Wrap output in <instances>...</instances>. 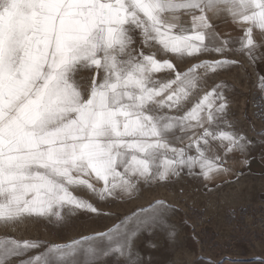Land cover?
Here are the masks:
<instances>
[{"label": "rangeland", "instance_id": "374dc122", "mask_svg": "<svg viewBox=\"0 0 264 264\" xmlns=\"http://www.w3.org/2000/svg\"><path fill=\"white\" fill-rule=\"evenodd\" d=\"M153 1L0 0V264H264L252 48Z\"/></svg>", "mask_w": 264, "mask_h": 264}, {"label": "crops", "instance_id": "0c3cea01", "mask_svg": "<svg viewBox=\"0 0 264 264\" xmlns=\"http://www.w3.org/2000/svg\"><path fill=\"white\" fill-rule=\"evenodd\" d=\"M154 3L153 0H148ZM162 3H170L175 6L177 14L182 19L188 33H203L213 42L227 44L236 39H246L252 48L254 59L257 61L260 74V92L264 102V0H160ZM156 4V3H155ZM155 9H158L155 6ZM178 17V15H177ZM63 36V35H62ZM210 40V41H212ZM204 67L190 70L188 81L197 73H201ZM186 84V85H187ZM12 99V98H11ZM202 105L209 111L215 105V98L210 93L202 101ZM198 125L205 121L202 116ZM80 144H75L77 150ZM58 161L67 162V154L56 152L52 149ZM210 157L213 161L219 159V153L212 152ZM237 159V158H228ZM238 160V159H237ZM237 162V161H236ZM209 166L210 168L221 169L231 173V167L224 162L218 161ZM223 164V166L221 165ZM223 167V168H221ZM226 167L227 169H225ZM238 172V171H237Z\"/></svg>", "mask_w": 264, "mask_h": 264}, {"label": "bare ground", "instance_id": "6f19581e", "mask_svg": "<svg viewBox=\"0 0 264 264\" xmlns=\"http://www.w3.org/2000/svg\"><path fill=\"white\" fill-rule=\"evenodd\" d=\"M227 164L229 167H231L232 165H234V163H236L237 159H226Z\"/></svg>", "mask_w": 264, "mask_h": 264}, {"label": "built area", "instance_id": "2783aa9c", "mask_svg": "<svg viewBox=\"0 0 264 264\" xmlns=\"http://www.w3.org/2000/svg\"><path fill=\"white\" fill-rule=\"evenodd\" d=\"M221 165L223 166L222 163H221ZM237 175H239V176L243 175V171H238V172H237Z\"/></svg>", "mask_w": 264, "mask_h": 264}]
</instances>
